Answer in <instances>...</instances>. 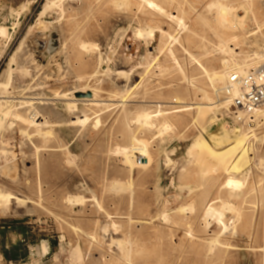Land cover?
Returning <instances> with one entry per match:
<instances>
[{"label":"rangeland","instance_id":"1","mask_svg":"<svg viewBox=\"0 0 264 264\" xmlns=\"http://www.w3.org/2000/svg\"><path fill=\"white\" fill-rule=\"evenodd\" d=\"M154 1L183 27L138 0H0V264H264V118L225 147L243 167L197 159L228 110L199 65L264 67V0ZM144 109L161 111L148 127ZM13 235L25 246L7 251Z\"/></svg>","mask_w":264,"mask_h":264},{"label":"bare ground","instance_id":"2","mask_svg":"<svg viewBox=\"0 0 264 264\" xmlns=\"http://www.w3.org/2000/svg\"><path fill=\"white\" fill-rule=\"evenodd\" d=\"M114 2H118V1H122L123 4L125 5H129L131 0H113ZM142 3H144L145 5L148 6V8H150L152 11H154L155 13L159 14L160 16H166V18H168V20L170 22L172 21H177L178 24L181 28L183 27V20H179L177 16H171L170 14H167L166 11L164 10V8L162 6H160L156 1L154 0H138ZM68 3V2H67ZM53 5H55V3H52ZM61 11V10H60ZM241 11V10H240ZM62 12V11H61ZM247 13V12H246ZM245 13V14H246ZM232 15V14H231ZM231 15H229V20L227 21V23H231L234 21L231 20ZM236 15V13H235ZM224 16V17H223ZM221 15V13H218L216 14L215 16V22L219 23L220 22V18H221V22L224 21V19H226L227 15L224 14V15ZM242 18V17H240ZM42 19V16H40V19L38 20V24L40 25H43L45 27H47V25H45ZM179 20V21H178ZM205 21V20H204ZM37 23V22H36ZM220 24V23H219ZM54 26V25H52ZM50 27H47L46 29H49ZM145 29V28H144ZM5 30H2L0 29V34L3 35V33ZM42 32H44L42 30ZM157 33H160L162 34L161 36L164 37V35H167V31H165L164 29L162 28H157V29H151L149 31L147 30H139L137 31V34L138 36L140 37H143L145 34L147 35L148 38H150L151 40H154L156 38V35ZM47 34V33H46ZM52 36V35H51ZM43 39V38H42ZM176 38L173 39L174 42H176ZM58 43V42H57ZM82 48L84 49H87L88 46L85 45V44H82L81 46ZM224 53H229L231 50L229 49V47L227 46H224L223 47V50H222ZM171 54H172V50L169 51ZM228 55V54H227ZM255 56H258V60L259 58H262L263 56H260L259 54H256ZM189 57L192 59V61L194 62H197V59L192 56V55H189ZM99 60V59H98ZM263 60V59H261ZM233 65H232V70L230 71H225L224 73L223 72H215V73H210L209 71H207V69L205 67H203L202 65H199L201 70H202V73L204 74L205 77L208 78L209 80V83L212 87H215L217 84H222L221 86L225 85L226 82H227V79H228V76L230 73H234V72H238V73H247L249 71V66L252 65V64H247L246 61L243 63L237 61L236 59H233ZM177 62V61H176ZM261 61H258L257 63H260ZM178 64V63H177ZM117 66V64H116ZM179 66V64L177 65ZM37 68V67H36ZM107 68V67H106ZM36 70V69H35ZM41 71V70H40ZM108 71V70H106ZM105 72V70L103 71ZM42 73V72H41ZM106 73V72H105ZM122 73L124 72H121V76H122ZM38 79V78H37ZM11 80V79H10ZM43 80V79H42ZM184 80L185 81H188V83H190V85L192 86V88H194L193 86V79H190L188 78L186 75L184 77ZM36 81V80H35ZM34 82V81H33ZM119 82V81H118ZM32 84V83H31ZM34 84V83H33ZM116 84V83H115ZM18 85V84H17ZM21 85V84H20ZM131 85V84H130ZM40 86V85H39ZM116 86V85H115ZM220 86V88L216 89V91H218L219 89H221L222 87ZM120 87V86H119ZM35 88V87H34ZM19 89V88H18ZM33 89V88H31ZM37 89V88H36ZM124 89V88H123ZM42 90V89H41ZM68 91V90H67ZM66 91V92H67ZM65 92V93H66ZM34 93V92H33ZM76 94L80 95L76 98ZM27 95V94H26ZM36 95V94H35ZM67 97L68 96H71V97H75L77 102H84V103H90V104H95V105H99V101L96 100V94L95 92H90V91H87V92H82V91H78L76 89H72L71 91H68L66 94H65ZM40 96V95H39ZM175 101V103H178V98H174L173 99ZM19 101V100H18ZM7 102V101H6ZM183 103V102H182ZM182 103H178V104H182ZM221 104H224L226 107H228V104H225V102H222ZM8 105V104H7ZM19 105V104H18ZM24 105V104H23ZM72 107V104L70 105ZM19 107V106H18ZM69 107V108H71ZM75 107V105L73 106V108ZM180 108L181 110H178L176 111V113H182V112H186V111H192L194 110V108H192L191 106H180L178 107ZM48 109V108H47ZM67 109V108H66ZM72 109V108H71ZM75 109V108H74ZM73 109V110H74ZM196 109H200V107H196ZM25 110V109H24ZM78 110V109H77ZM71 111V110H70ZM69 111V112H70ZM75 111V110H74ZM73 111V112H74ZM161 111H154V112H150L148 109H144L142 111V113H140L138 116H137V119L139 121V123H142L145 127H148V126H151L153 125L154 123V120L160 116L159 114ZM54 113V112H53ZM158 113V115H156ZM240 114L246 119L245 123L249 126V128L251 129L255 123L257 124V120L259 118L262 117V119L264 118V107H260V108H256L254 110H252L250 113H244V112H240ZM15 115V114H14ZM58 115V114H57ZM124 116V115H122ZM4 118V117H3ZM126 119H128V115H126ZM136 121V122H138ZM126 122V121H125ZM124 122V123H125ZM33 123V122H32ZM135 123V122H134ZM36 124V123H35ZM38 125V124H37ZM127 124L125 123L124 126L122 125V129L125 130V135H127V139L129 140L131 138L130 136V132H129V129L128 127L126 126ZM158 125V124H157ZM161 125H163L166 129H164V133L165 132H168V124L166 121H163V123H161ZM40 126V125H39ZM142 126V125H141ZM162 126V127H163ZM154 128V127H153ZM172 128V127H171ZM219 128V127H218ZM42 130H45L44 127L42 128ZM40 130V132L42 131ZM160 130V128H159ZM171 130V129H170ZM252 130V129H251ZM159 135L163 134L161 133L160 131H158ZM161 133V134H160ZM221 136L220 137H216L213 139V141H207L206 138L203 137V145L197 147V153H199L198 155L200 157H198L197 155V159H200L202 161H205V159L207 158H217L219 159L220 161H222L223 163L225 164H228V166H231L233 164V162H235V168H241L244 166V160L246 159L247 155L243 152V153H239V151L241 150V147H238V146H235V147H229V149H225V147L227 146H232V144L234 143H237L238 141L242 142L243 140V136L241 134H237L236 131H235V128L233 130H230V131H222L221 132ZM198 144L200 143H195L193 146H197ZM118 151H121V153H126V154H130V150L129 149H122V150H118ZM119 153V152H118ZM117 154V153H116ZM131 157V156H129ZM238 157V158H237ZM213 158V159H214ZM236 159V160H235ZM131 162V161H130ZM237 162H239V164H237ZM220 163V162H219ZM234 165V164H233ZM260 166L264 169V160L261 161L260 163ZM243 186V183L241 180H238L237 178L235 177H228L226 179V182H225V187L226 188H230L232 191H236V190H239L241 187ZM241 191V190H240ZM238 192V191H237ZM236 193V192H235ZM239 194V193H238ZM229 203H223L224 207H227ZM222 209V207H221ZM204 215L205 217H208V216H214L215 221L217 220L218 223H220V225L222 226L223 224V227L224 228L223 230H226L228 229V227L223 223V219H222V212H220L219 210L215 209L214 207V204H208L207 207H205V210H204ZM210 219V217H209ZM208 220V219H207ZM213 220V219H212ZM158 223V222H157ZM213 224V222H212ZM160 225V224H159ZM216 225V224H215ZM218 225V224H217ZM216 225V226H217ZM220 226V228H221ZM212 227V226H211ZM231 227V226H230ZM219 228V229H220ZM234 229V228H233ZM230 230V229H229ZM231 232V231H230ZM235 232V231H234ZM223 233V232H222ZM221 233V234H222ZM224 235V234H223ZM116 238V237H115ZM117 244V243H116ZM116 247V246H115ZM129 255V254H128Z\"/></svg>","mask_w":264,"mask_h":264},{"label":"built area","instance_id":"3","mask_svg":"<svg viewBox=\"0 0 264 264\" xmlns=\"http://www.w3.org/2000/svg\"><path fill=\"white\" fill-rule=\"evenodd\" d=\"M219 102L228 104V110L219 115L216 125L222 131H230L245 126L246 119L240 112L250 113L264 107V67L250 70L247 73H230L226 84L218 90Z\"/></svg>","mask_w":264,"mask_h":264},{"label":"crops","instance_id":"4","mask_svg":"<svg viewBox=\"0 0 264 264\" xmlns=\"http://www.w3.org/2000/svg\"><path fill=\"white\" fill-rule=\"evenodd\" d=\"M12 227H9L8 229L10 230ZM24 240H22L21 238H16L15 235H13V237L9 240H7L4 244V248L7 251H11L15 250V249H20L23 248L25 246V244H23Z\"/></svg>","mask_w":264,"mask_h":264}]
</instances>
